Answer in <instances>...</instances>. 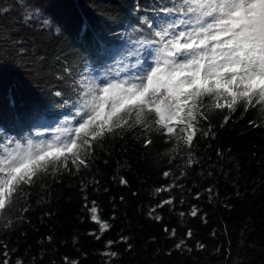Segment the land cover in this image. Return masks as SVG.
Returning <instances> with one entry per match:
<instances>
[{
  "label": "trees",
  "instance_id": "trees-1",
  "mask_svg": "<svg viewBox=\"0 0 264 264\" xmlns=\"http://www.w3.org/2000/svg\"><path fill=\"white\" fill-rule=\"evenodd\" d=\"M153 2L28 0L39 22L26 23L15 0H0L4 133L70 118L78 81L103 62L96 38L117 51L143 38L133 28ZM199 128L191 148L155 125L117 129L81 153L87 167L22 185L0 219V264H264V109L215 111Z\"/></svg>",
  "mask_w": 264,
  "mask_h": 264
},
{
  "label": "snow or ice",
  "instance_id": "snow-or-ice-1",
  "mask_svg": "<svg viewBox=\"0 0 264 264\" xmlns=\"http://www.w3.org/2000/svg\"><path fill=\"white\" fill-rule=\"evenodd\" d=\"M15 4L26 23L39 22L28 0ZM9 10L0 7V15ZM140 11L137 4L134 13ZM143 12L139 27L133 28L143 38L121 51L96 38L103 60L96 69L100 75L78 81L74 114L49 138L39 131L17 138L0 128V219L22 185L30 186L50 168L70 171L69 162L77 171L87 167L81 153L90 155L94 142L117 129L136 125L148 130L155 125L169 140L191 148L200 120H207L209 113H232L241 105L245 111L257 105L264 109V0H154ZM47 24L41 22L42 27ZM228 119L225 115V124ZM192 163L190 158L188 165ZM171 203L164 200L158 207ZM90 211L105 231L108 225L95 207ZM196 214L193 209L191 215Z\"/></svg>",
  "mask_w": 264,
  "mask_h": 264
},
{
  "label": "rangeland",
  "instance_id": "rangeland-1",
  "mask_svg": "<svg viewBox=\"0 0 264 264\" xmlns=\"http://www.w3.org/2000/svg\"><path fill=\"white\" fill-rule=\"evenodd\" d=\"M87 75H100V73L96 70H92L91 72H89ZM85 75V76H87ZM63 121H51V122H48V121H43L41 122L39 125H37L35 127V133L37 131L41 132L43 134V138L47 139L51 136V134L54 132L55 128L57 126H59ZM35 133L33 136H35ZM37 138H40V137H37Z\"/></svg>",
  "mask_w": 264,
  "mask_h": 264
}]
</instances>
